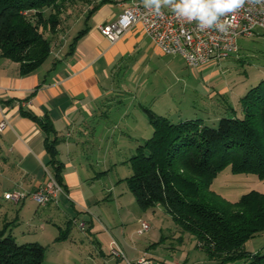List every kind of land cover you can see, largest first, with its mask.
<instances>
[{
	"label": "crops",
	"instance_id": "0c3cea01",
	"mask_svg": "<svg viewBox=\"0 0 264 264\" xmlns=\"http://www.w3.org/2000/svg\"><path fill=\"white\" fill-rule=\"evenodd\" d=\"M102 1L90 0L80 6L76 0L75 6L81 8L76 12L70 10L69 31L83 24L82 30L87 28V33L77 42L78 35L67 41V33L63 42L52 44L50 57L36 71L23 74L18 63L0 56V122L7 121L0 131V185L6 187L4 193L21 190L30 194L48 183L49 177L55 175L46 142L57 141L56 159L62 164V186L66 194L58 196V204L44 206L46 211L37 213L43 221V229L45 221H54L53 215L61 221L82 220L85 226L90 225V233L97 234L101 247L107 250L89 252L88 264H125L115 257L116 247L123 248L121 251L132 262L145 257L150 264H182L176 259L179 250H152L153 244L146 250H124L113 233H110L111 241L107 240L104 245L103 216L94 212L102 193L99 189L88 190L91 181H99V172L93 163L85 161L92 158L89 146L93 142L99 144L100 153L92 152V155L100 158L109 111L118 108L122 111V121L130 125V114L135 115L136 111L137 115L138 109H149L141 102H146L143 96L152 92L154 83L150 78L171 67L176 57H180L186 67L188 65L181 56H164L140 24L112 44L101 34L99 26L115 21L125 5L144 4V0H106L88 20L91 7ZM133 97L136 101L142 97V101L135 104ZM30 114L42 122H49L54 131L46 132L40 121L32 119ZM149 126L146 134H150L141 136L138 142L153 136L150 121ZM99 165L101 163L97 162ZM2 211L5 209L2 210L0 204L3 222L0 228L9 224L8 212ZM142 222L145 221L140 219L139 223ZM153 248H160V245ZM76 251L58 253L51 264H75L76 259L73 261L70 255Z\"/></svg>",
	"mask_w": 264,
	"mask_h": 264
},
{
	"label": "trees",
	"instance_id": "16d2710c",
	"mask_svg": "<svg viewBox=\"0 0 264 264\" xmlns=\"http://www.w3.org/2000/svg\"><path fill=\"white\" fill-rule=\"evenodd\" d=\"M68 1L0 0V56L18 63L23 74L36 71L52 53L45 32L57 31ZM106 2L91 7L87 19ZM86 33L87 28L80 31L75 42ZM145 111L154 134L132 157L134 174L128 181L139 207H162L179 231L193 237L196 247L219 264H264V252L246 250L250 240L264 233V193L251 191L231 202L212 190L227 167L234 175L264 179V80L241 99L242 114L231 109L232 115L221 118L217 127L200 119L175 124L151 109ZM29 116L46 132L54 131L49 122ZM56 142L46 146L54 177L62 184ZM10 226L0 228V264H42L46 247L18 244Z\"/></svg>",
	"mask_w": 264,
	"mask_h": 264
},
{
	"label": "rangeland",
	"instance_id": "374dc122",
	"mask_svg": "<svg viewBox=\"0 0 264 264\" xmlns=\"http://www.w3.org/2000/svg\"><path fill=\"white\" fill-rule=\"evenodd\" d=\"M78 1L80 6L84 4V1ZM75 2L76 0H70L65 3L57 31L45 32V37L52 44L63 42L67 33V41L70 42L83 29V24H79L75 30L69 31L70 10L76 12L81 8L79 5L76 7ZM239 45L240 52L237 55L220 64H211L201 69L186 67L184 61L176 57L172 68L166 67L150 78V82L154 84L151 94L143 96L146 102H141L142 97L138 101L175 124L200 119L206 126L217 127L221 118L232 115L231 109L241 115V99L264 80V31H259L252 38L240 39ZM135 97L132 98L134 101ZM121 112L118 108L109 111L100 158L93 156L96 155L95 152L100 153L99 144L93 142L89 146L92 158L85 160L92 162L99 172V181H91L88 190L92 192L99 189L102 193L94 212L103 216L104 245L107 240L111 241L110 233L122 242L124 250H146L152 244L162 241L160 248L152 247V250H179L176 259L182 264H219L216 260H211L206 251L196 247L193 237L180 232L162 207L145 211L137 204L128 182L134 174L131 159L137 153V148L145 142H138L141 136L150 134H146V130L150 129L149 117L145 111L138 109L137 115L135 111V115L129 116L130 126L125 120L122 121ZM97 162L101 163L99 167ZM212 190L235 202L251 191L264 193V179L254 175H234L230 167H227L215 179ZM4 191L6 187L0 185V204L2 210L8 212L6 217L11 224L9 231L18 244L36 242L45 246L46 256L42 264L55 262L57 254L66 250H77L70 255L73 261L76 259L75 264H88L86 258L89 252L107 250L105 246L101 247L98 235L90 233V225L85 226L82 220L76 222L71 219L65 222L53 215L54 221H45L46 228L43 229V221L37 213L45 212L46 209L31 196L26 198L25 204L5 201ZM140 219L150 225V230L143 235L139 234ZM0 224H3L1 220ZM164 237L166 239L163 241ZM246 250L252 254L264 252V233L250 240ZM245 262L238 260L229 264Z\"/></svg>",
	"mask_w": 264,
	"mask_h": 264
},
{
	"label": "built area",
	"instance_id": "2783aa9c",
	"mask_svg": "<svg viewBox=\"0 0 264 264\" xmlns=\"http://www.w3.org/2000/svg\"><path fill=\"white\" fill-rule=\"evenodd\" d=\"M228 23L225 30L218 27L201 28L198 21L188 20L178 16L171 6L162 7L157 13L140 2L125 5L120 16L111 22L99 26L101 34L112 44L118 42L133 26L140 24L152 42L164 56H181L190 68L201 69L211 64H220L240 52L239 41L242 38H252L259 31H264V0L254 3L245 0L244 5L234 12L220 17V23ZM7 121L0 122L3 131ZM48 175H50L48 173ZM66 194L62 184L54 176L49 177L48 183L35 192L14 190L6 192V201L19 204L28 196L44 207L58 204V196ZM150 230L147 222H142L139 234ZM115 257L124 260L125 264H150L149 259L142 258L137 262L129 261L121 249L113 251Z\"/></svg>",
	"mask_w": 264,
	"mask_h": 264
},
{
	"label": "clouds",
	"instance_id": "9594fccd",
	"mask_svg": "<svg viewBox=\"0 0 264 264\" xmlns=\"http://www.w3.org/2000/svg\"><path fill=\"white\" fill-rule=\"evenodd\" d=\"M252 2L259 3L260 0ZM244 3L245 0H144L145 6L154 8L157 13L162 5L171 6L178 16L198 21L202 29L218 27L221 31L225 30L228 22L220 23V17L236 11Z\"/></svg>",
	"mask_w": 264,
	"mask_h": 264
}]
</instances>
